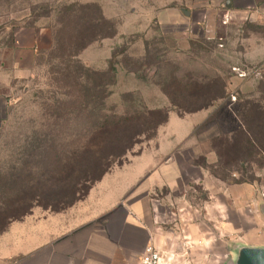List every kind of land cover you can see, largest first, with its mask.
<instances>
[{"label":"rangeland","instance_id":"obj_1","mask_svg":"<svg viewBox=\"0 0 264 264\" xmlns=\"http://www.w3.org/2000/svg\"><path fill=\"white\" fill-rule=\"evenodd\" d=\"M72 3L100 6L105 17L118 27L115 38L96 42L79 56L86 66L104 71L113 52L127 51L117 58V81L110 88L107 103L117 113L144 107L170 109L169 99L157 84L172 75L184 83L208 87L202 91L204 99L215 95L216 81L220 79L226 84L225 98L211 107L190 114L172 111L169 123L158 129L156 138L135 146L123 159V165H114L110 172L124 169L142 153H152L161 136H164L161 144L183 140L194 123L192 138L199 141L198 155L210 152L209 141H213L212 149L217 147L219 151L220 160L208 154L212 164L209 171L232 185H241L236 182L250 185L264 200V156L256 153L250 156L243 149L238 152L233 147L234 139L241 142L237 133L241 110L248 114L250 125L252 121L264 125L258 121H264V16L255 10H234L229 0H0V52L10 48V37L17 30L34 28L45 31L39 53H46L53 43L52 27L57 16L64 6ZM146 42L160 51L158 73L155 67L145 65ZM191 42L195 44L192 46ZM126 61L137 74L127 72L122 64ZM45 71L41 66L27 79L12 83V108L0 132L3 172H11L40 129L41 97L48 90ZM204 102L188 96L181 99L187 110ZM202 159L199 157L194 162L198 165ZM64 184L58 190L69 194H63L66 196L57 204L63 208L73 199L74 180ZM200 195L197 189L190 196ZM251 222L264 230V210L251 214Z\"/></svg>","mask_w":264,"mask_h":264},{"label":"crops","instance_id":"obj_2","mask_svg":"<svg viewBox=\"0 0 264 264\" xmlns=\"http://www.w3.org/2000/svg\"><path fill=\"white\" fill-rule=\"evenodd\" d=\"M229 3L264 16V0ZM44 32L21 28L0 52V132L12 83L32 74ZM195 129L192 123L173 143L161 144V136L152 153L106 174L83 200L59 211L35 206L9 222L0 233V264H143L150 245L171 264H236L242 248H264V230L251 224V214L264 210L262 196L198 166L199 157L212 166L208 154L218 156L212 141L210 152L198 155ZM197 189L200 197L190 196Z\"/></svg>","mask_w":264,"mask_h":264},{"label":"trees","instance_id":"obj_3","mask_svg":"<svg viewBox=\"0 0 264 264\" xmlns=\"http://www.w3.org/2000/svg\"><path fill=\"white\" fill-rule=\"evenodd\" d=\"M117 35V25L106 18L96 4L72 3L64 6L57 16L50 49L38 53L35 59L34 69L41 66L46 69L44 78L48 88L47 94L41 97L40 129L34 133L26 152L17 159L11 172L0 170V233L9 222L30 214L36 205L59 211L86 198L114 165H123V159L135 146L156 138L158 129L168 123L172 111L195 113L225 98L226 84L220 79L216 81L215 95L204 99L202 91L208 87L184 83L172 75L157 84L169 99L170 109L144 107L117 113L108 108L110 88L117 81V58L127 51L113 52L104 71L86 66L79 56L92 44ZM13 42L11 36L10 47ZM194 44L191 42L192 46ZM160 60V51L146 42L145 65L155 67L158 73ZM122 64L127 72L137 74L127 61ZM186 96L205 102L187 110L181 105V99ZM238 115L242 119L237 128L241 142L234 139L233 147L238 152L243 149L250 156L254 153L264 156V125L253 121L250 125L248 114L243 110ZM214 151L220 160L217 147ZM198 166L208 171L212 167L205 159ZM69 179L74 180L73 201L64 208L58 207L63 196L69 194V191L59 192Z\"/></svg>","mask_w":264,"mask_h":264},{"label":"water","instance_id":"obj_4","mask_svg":"<svg viewBox=\"0 0 264 264\" xmlns=\"http://www.w3.org/2000/svg\"><path fill=\"white\" fill-rule=\"evenodd\" d=\"M236 264H264V248H242Z\"/></svg>","mask_w":264,"mask_h":264},{"label":"built area","instance_id":"obj_5","mask_svg":"<svg viewBox=\"0 0 264 264\" xmlns=\"http://www.w3.org/2000/svg\"><path fill=\"white\" fill-rule=\"evenodd\" d=\"M264 198V194H263ZM143 264H171L170 260H164L160 252L154 246H148L142 258Z\"/></svg>","mask_w":264,"mask_h":264}]
</instances>
